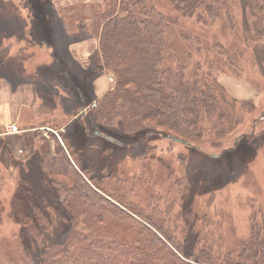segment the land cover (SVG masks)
I'll use <instances>...</instances> for the list:
<instances>
[{"label": "rangeland", "instance_id": "rangeland-1", "mask_svg": "<svg viewBox=\"0 0 264 264\" xmlns=\"http://www.w3.org/2000/svg\"><path fill=\"white\" fill-rule=\"evenodd\" d=\"M46 1L0 0V76L9 80L17 61L19 67H26L20 65L24 61L30 67L39 62L36 68L45 72L39 85L41 94L57 109L38 124L49 128L35 132L34 146L40 158L37 165H30L29 157L19 162L25 165L21 174L17 166L0 170L5 183L0 192V239L8 241L10 233L22 226L18 215L9 214H16L21 205L25 207L24 182L51 198L38 146L45 139L54 148L51 132L63 131L60 134L79 155V166L94 174L130 177L151 157L159 159L154 161L158 165L153 163L155 186L165 189L170 182L158 185L165 166L181 179L179 185L175 184V197L184 228L177 237L186 236L183 229H187V234L201 235L202 241H218L222 249L237 247L248 236L251 212L264 210V15L258 1L226 0L232 21L223 12L204 24L176 15L165 0L153 3L177 19L170 41H175V52L187 61L185 72L189 78L193 80L194 74L206 82L215 78L224 88V114L216 122L203 123L204 132L194 146L157 134L145 141H134L132 136L118 141L93 128L89 121L92 108L116 82L111 70L101 71L98 39L92 35L91 25L108 1L65 5L61 17L47 9ZM183 33L194 42H185ZM15 40L20 42L19 52L10 59L4 50ZM32 40L33 46L27 48ZM69 46L74 49L75 59ZM0 94L1 98L8 95L4 91ZM11 125L3 130L17 132L15 125V131L10 130ZM4 145L0 140V147ZM27 194L39 200V194ZM15 241L8 242L9 247Z\"/></svg>", "mask_w": 264, "mask_h": 264}, {"label": "trees", "instance_id": "trees-1", "mask_svg": "<svg viewBox=\"0 0 264 264\" xmlns=\"http://www.w3.org/2000/svg\"><path fill=\"white\" fill-rule=\"evenodd\" d=\"M107 1L92 21V35L101 71L111 70L116 82L92 108L91 126L118 141L157 134L194 146L203 123L216 122L225 112L223 86L215 78H189L187 61L170 41L177 19L158 10L155 0ZM165 1L176 15L196 23L223 12L232 21L226 0ZM257 1L264 15V0ZM181 36L194 42L188 33ZM60 132H51L54 148L45 139L38 146L51 198L24 182L25 207L9 214L18 215L22 226L10 233V241L0 239V264H264V210L251 212L248 236L237 247L222 249L218 241H202L187 229L177 237L184 228L175 197L181 179L168 166L158 184L170 180L165 189L154 183L155 157L130 177L94 174L79 166L78 153ZM27 193L39 194V200Z\"/></svg>", "mask_w": 264, "mask_h": 264}, {"label": "crops", "instance_id": "crops-1", "mask_svg": "<svg viewBox=\"0 0 264 264\" xmlns=\"http://www.w3.org/2000/svg\"><path fill=\"white\" fill-rule=\"evenodd\" d=\"M86 1L49 0L46 1V5L48 10L52 9L51 12H54L56 13V16L61 17V9L62 7L64 8L65 5H76V3L77 5H81L85 4ZM87 6L88 4L85 5L84 8ZM17 41L18 40H15L11 47H6V51L4 50L10 59L13 58L15 53L17 56L19 52L18 43L20 42ZM31 42L34 43L35 41H29L27 48L33 46ZM69 47L70 55L75 59L74 49L71 46ZM0 52H2V48H0ZM18 62L19 61L16 62L15 73H11V78L9 80L4 76H0V93L1 91H4L6 94L8 93L4 98H1L0 94V140L5 142V145L0 147V170L3 169L8 171V169H13L17 166L19 167V173L21 174V170H25V165H20L19 162L23 163L26 158H31V161L28 162L30 165L34 164V162H36L37 165V160L39 162V154L34 146L35 132L37 130H45V128H49L38 124H40L39 122L41 120L51 116V113L57 109H55L56 106H54L53 103L50 104L46 100L45 95L42 96L41 94V87H39V85L40 83H43L45 72H43L42 69L36 68L39 62H36L34 67H30L25 61L20 65L26 67H19ZM42 67H44V65H42ZM7 108L9 111H7ZM12 123L17 127V132L10 133L3 130L5 125ZM26 145H28L27 148H24L20 154L17 153ZM36 169L38 170V166H36Z\"/></svg>", "mask_w": 264, "mask_h": 264}, {"label": "built area", "instance_id": "built-area-1", "mask_svg": "<svg viewBox=\"0 0 264 264\" xmlns=\"http://www.w3.org/2000/svg\"><path fill=\"white\" fill-rule=\"evenodd\" d=\"M9 128H10L11 131H15V129H16V127L13 126V125H11Z\"/></svg>", "mask_w": 264, "mask_h": 264}]
</instances>
